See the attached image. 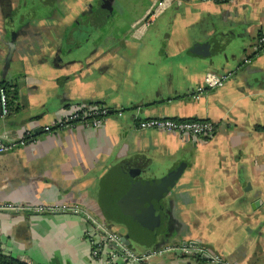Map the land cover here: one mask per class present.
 I'll return each instance as SVG.
<instances>
[{"label":"crops","instance_id":"1","mask_svg":"<svg viewBox=\"0 0 264 264\" xmlns=\"http://www.w3.org/2000/svg\"><path fill=\"white\" fill-rule=\"evenodd\" d=\"M154 1L0 0V81L10 108L0 136L16 142L31 132L25 145L0 152V204L23 207L0 209L3 253L29 264H103L90 258L81 215L27 209L63 204L128 235L137 253L199 240L234 264H264V51H254L264 0L171 1L135 35ZM215 37L228 45L216 65L190 51ZM210 71L233 76L193 98ZM95 103L122 115L97 128L43 129L68 106ZM146 118L207 119L215 129L200 138L138 129ZM179 165L158 231L137 235L117 206L129 171L145 180ZM147 264L204 263L167 254Z\"/></svg>","mask_w":264,"mask_h":264},{"label":"built area","instance_id":"2","mask_svg":"<svg viewBox=\"0 0 264 264\" xmlns=\"http://www.w3.org/2000/svg\"><path fill=\"white\" fill-rule=\"evenodd\" d=\"M171 1L180 3V0H156L150 6L143 17L134 24L135 35H140L149 25V23L166 7ZM202 2H211L216 4L230 3L236 0H199ZM255 53L264 51V33L256 38L254 44ZM249 59H244L248 62ZM233 76L232 71L222 73L207 72L204 77V83L195 88L193 98L198 99L206 89L219 88ZM114 113L115 116H121V109H110V107L95 104H72L66 108L65 115L53 125L45 126L46 132H51L53 128H70L76 124L85 127L97 128L102 125L104 120ZM10 113L8 94L4 85L0 84V118L7 117ZM138 129H154L168 133H174L181 136L205 137L214 132L215 124L207 119H172V118H146L137 122ZM31 132L27 131L16 142H6L0 136V152L12 149L18 145H25ZM0 209L20 210V205L12 203L0 204ZM28 210L34 213H55L59 211L79 214L88 222V226L83 229L85 239L90 244V258L102 259L103 264H146L148 258L153 255L174 254L189 257L204 264H234L228 258L220 253L212 251L199 240L167 243L160 247L151 249L148 253H137L126 245L121 239V233L111 229L105 220L98 219L89 212L81 210L77 205L66 206L63 204H39L28 207ZM111 246L109 250L107 246Z\"/></svg>","mask_w":264,"mask_h":264},{"label":"water","instance_id":"3","mask_svg":"<svg viewBox=\"0 0 264 264\" xmlns=\"http://www.w3.org/2000/svg\"><path fill=\"white\" fill-rule=\"evenodd\" d=\"M228 45H223L219 38L215 37L211 41L203 43H195L190 51L211 58V64L219 60V56ZM183 171V165L177 166L172 171L166 173L159 178L151 179H134L135 174L129 171L130 185L124 194L117 200V206L121 210L119 213L121 219L131 221L139 230H147L155 234L162 222L161 200L170 192L180 178ZM135 230L137 228L130 227ZM128 235H122V241L128 245ZM185 244L187 241H181ZM163 244L155 245L145 252H150L151 249L162 246ZM198 262V261H197ZM147 264V263H146Z\"/></svg>","mask_w":264,"mask_h":264},{"label":"trees","instance_id":"4","mask_svg":"<svg viewBox=\"0 0 264 264\" xmlns=\"http://www.w3.org/2000/svg\"><path fill=\"white\" fill-rule=\"evenodd\" d=\"M0 84L4 85V87L6 88V91H7L6 83L0 81ZM262 129H264V127ZM136 227H138V226H136ZM0 264H29V263H26L22 260H19V259L15 258L9 254L3 253L0 249Z\"/></svg>","mask_w":264,"mask_h":264},{"label":"rangeland","instance_id":"5","mask_svg":"<svg viewBox=\"0 0 264 264\" xmlns=\"http://www.w3.org/2000/svg\"><path fill=\"white\" fill-rule=\"evenodd\" d=\"M134 228H137V229L133 230L134 232H136L137 235H140V233L144 232V229L139 230V228L136 226H134Z\"/></svg>","mask_w":264,"mask_h":264},{"label":"flooded vegetation","instance_id":"6","mask_svg":"<svg viewBox=\"0 0 264 264\" xmlns=\"http://www.w3.org/2000/svg\"><path fill=\"white\" fill-rule=\"evenodd\" d=\"M94 10H95V7H94V8L91 7L90 11H91V12H94ZM93 16H94V15H93ZM198 262H199V261H198Z\"/></svg>","mask_w":264,"mask_h":264}]
</instances>
